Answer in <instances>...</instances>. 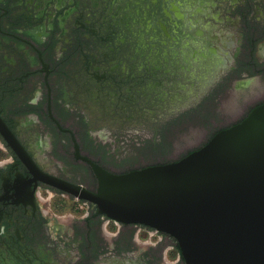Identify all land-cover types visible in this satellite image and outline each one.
<instances>
[{
	"label": "flooded vegetation",
	"instance_id": "obj_1",
	"mask_svg": "<svg viewBox=\"0 0 264 264\" xmlns=\"http://www.w3.org/2000/svg\"><path fill=\"white\" fill-rule=\"evenodd\" d=\"M262 36L264 0H0V119L39 170L95 191L75 144L112 174L181 158L132 167L95 157L83 142L84 112L105 124L155 121L157 134L158 119L225 104L232 84L246 96L233 106L248 111L210 140L264 103V83L256 84L264 68L247 57ZM55 194L67 196L35 181L0 136V264L157 263L137 260L122 236L114 242L125 225L108 234L100 227L108 219L94 210L82 216V231L71 229L76 253L57 246L43 208ZM100 228L112 237L106 246Z\"/></svg>",
	"mask_w": 264,
	"mask_h": 264
},
{
	"label": "water",
	"instance_id": "obj_2",
	"mask_svg": "<svg viewBox=\"0 0 264 264\" xmlns=\"http://www.w3.org/2000/svg\"><path fill=\"white\" fill-rule=\"evenodd\" d=\"M0 136L35 181L120 225L173 238L184 264H264V103L176 162L112 174L78 153L95 191L39 170L7 125Z\"/></svg>",
	"mask_w": 264,
	"mask_h": 264
},
{
	"label": "rangeland",
	"instance_id": "obj_3",
	"mask_svg": "<svg viewBox=\"0 0 264 264\" xmlns=\"http://www.w3.org/2000/svg\"><path fill=\"white\" fill-rule=\"evenodd\" d=\"M247 57L264 68V36L254 41ZM262 83H264V74L256 77V84L262 85ZM226 88L225 97L228 102L225 104L223 102L221 105L219 101L215 103L213 101L201 109H185L178 114L179 117L177 116L175 122L171 118L158 119L160 121L158 125H161L162 128L158 130L157 134L152 132V129L157 126L155 121L152 122L153 124L150 122L145 125L140 121L134 124H105L107 121L102 122L96 114L88 115L83 111L84 114H82L86 117L87 122L85 133L82 134L83 142L94 153L92 155L96 157L103 154L104 158H107V162L116 165L120 163V165L126 164L134 167L149 162H170L182 158L187 153L202 147L214 132L230 126L248 111V104L241 103L239 106H233L234 100H240L246 96L235 95L232 92V84L227 85ZM218 94L222 96L220 100H223V91ZM155 119L157 118H152L151 121ZM139 159H143V162ZM43 208L50 209L48 221L51 233L56 239V245L63 246L65 251L76 253L75 248L67 245L77 239L71 229L82 231V216L85 215V207L81 208L80 203L71 197L55 194L50 201L43 204ZM105 222L106 220L102 221L100 227ZM58 225L62 227V230L60 233H55L54 228ZM131 226L133 225H125L124 228H121L120 239L116 237L113 240L114 242L118 240L121 246V236L125 238L128 245L125 248L137 260H142V257H150L157 261L156 264H184L173 238L144 226L139 225L135 228ZM116 228L118 227L114 222H109L105 232L115 233ZM105 232H102L100 228V238L103 245L106 246L112 237L107 236ZM129 232H132V237L126 239ZM70 257L74 259L77 254Z\"/></svg>",
	"mask_w": 264,
	"mask_h": 264
},
{
	"label": "built area",
	"instance_id": "obj_4",
	"mask_svg": "<svg viewBox=\"0 0 264 264\" xmlns=\"http://www.w3.org/2000/svg\"><path fill=\"white\" fill-rule=\"evenodd\" d=\"M80 203V207L83 208L85 207L86 209V212H85V215H88L92 210H94V206L93 205H90L89 203L87 202H84V201H77ZM110 220H106L105 224H107ZM115 223V222H114ZM115 225L117 226H120L119 224L115 223ZM137 239V237H136Z\"/></svg>",
	"mask_w": 264,
	"mask_h": 264
},
{
	"label": "trees",
	"instance_id": "obj_5",
	"mask_svg": "<svg viewBox=\"0 0 264 264\" xmlns=\"http://www.w3.org/2000/svg\"><path fill=\"white\" fill-rule=\"evenodd\" d=\"M94 211L96 212V210H95V208H94ZM127 237H126V239H129V238H131L132 237V232H130L129 234H127L126 235ZM125 239V238H124ZM127 241V240H126Z\"/></svg>",
	"mask_w": 264,
	"mask_h": 264
},
{
	"label": "crops",
	"instance_id": "obj_6",
	"mask_svg": "<svg viewBox=\"0 0 264 264\" xmlns=\"http://www.w3.org/2000/svg\"><path fill=\"white\" fill-rule=\"evenodd\" d=\"M105 228H106V224L104 223V224H103V230H104V231L106 230Z\"/></svg>",
	"mask_w": 264,
	"mask_h": 264
}]
</instances>
